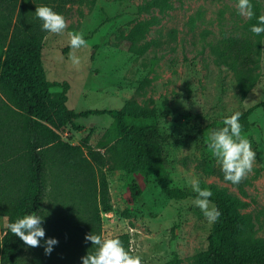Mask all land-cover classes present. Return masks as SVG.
Returning <instances> with one entry per match:
<instances>
[{
  "label": "rangeland",
  "instance_id": "obj_1",
  "mask_svg": "<svg viewBox=\"0 0 264 264\" xmlns=\"http://www.w3.org/2000/svg\"><path fill=\"white\" fill-rule=\"evenodd\" d=\"M256 2L264 14V0ZM236 4L237 0H85L72 6L62 34L50 32L44 39L47 77L69 82L71 108H128L138 113L137 121L157 122L163 132L180 138L177 144L169 141L164 147L166 182L188 192L181 199L163 191L148 160L136 157L126 137L113 127L109 113L81 116L61 131L72 143L88 137L94 146H104L103 151L118 142L127 145L121 158L134 160L109 172L113 210L102 212L103 236L129 232L142 264H162L175 254L180 264H199L208 250L213 223L193 205L195 192L187 182L191 177L200 181L201 188H225L245 200L241 211L252 214L254 236L264 248V107L256 106L264 99V33L257 50L259 78L248 90L235 83L233 69L212 53L201 36L206 29L216 34L245 30L249 18L238 15ZM149 19L152 23L131 45L132 28ZM73 31L82 32L87 41L86 47L75 50L81 61L78 66L69 59L73 50L68 33ZM146 44L148 48L139 53ZM250 108L253 125L241 134L251 141L257 158L243 181L233 184L211 169L221 166L211 155L210 136L203 128ZM131 184L140 191L134 193ZM53 206L48 191L44 211ZM8 222L7 216L0 217L1 228ZM29 256L27 250V260Z\"/></svg>",
  "mask_w": 264,
  "mask_h": 264
},
{
  "label": "trees",
  "instance_id": "obj_2",
  "mask_svg": "<svg viewBox=\"0 0 264 264\" xmlns=\"http://www.w3.org/2000/svg\"><path fill=\"white\" fill-rule=\"evenodd\" d=\"M84 1L0 0V217L7 216L10 224L36 212L44 217V239L54 237L59 241L51 255H45L44 240L41 247L29 248L10 229L0 226V264H82L81 257L95 250L91 241L85 242V236L91 232L103 235L102 212L113 210L109 172L131 165L134 159L121 158L122 149L127 147L125 142L109 145L103 151L100 147L104 146H94L88 137L79 143L64 139L62 129L81 116L112 115L113 127L126 137L136 157L148 160L163 191L173 198L188 196L185 190L166 182L164 144H177L179 137L163 132L157 122L137 121L138 113L128 108L77 111L68 104L69 82H53L47 77L42 55L44 39L50 32L42 30L36 7L47 5L66 17L72 6ZM251 3L254 15L246 22L245 30L201 32L212 53L233 69L235 83L244 90L258 81L257 50L263 36L250 31L262 15L256 0ZM223 11L221 8L220 16ZM152 21H141L132 28L128 36L131 45ZM211 33L213 36L208 39ZM147 48L148 44L138 51L143 53ZM53 86L61 89L52 90ZM256 106L264 107V99ZM252 111L250 108L241 112L242 131L251 129ZM220 127L223 120L208 123L203 129L211 136ZM207 165L210 167L211 163ZM211 169L224 177L221 169ZM131 188L134 193L140 191L137 184H131ZM210 190V201L219 208L221 216L213 223L208 250L199 264H264V248L254 236L252 214L241 211L247 202L225 188L210 186ZM48 191L53 195L54 206L44 211V195ZM110 237L119 238L125 249L134 253L129 232ZM162 264H180V258L175 254Z\"/></svg>",
  "mask_w": 264,
  "mask_h": 264
},
{
  "label": "clouds",
  "instance_id": "obj_3",
  "mask_svg": "<svg viewBox=\"0 0 264 264\" xmlns=\"http://www.w3.org/2000/svg\"><path fill=\"white\" fill-rule=\"evenodd\" d=\"M238 15L251 18L254 15L251 0H237ZM36 17L42 23V30L54 34H62L68 27L63 14L55 12L50 6H37ZM250 31L254 35L264 33V14L257 18V24L252 25ZM69 47L73 50L69 53V59L73 65L80 64V58L75 50L87 46V41L82 32H69ZM240 112H234L223 120V127L214 129L211 132L208 148L211 155L216 158L224 173V179L239 184L246 175L252 171L257 153L253 150L251 141L243 136L240 123ZM192 190L196 193L193 205L198 207L209 223L218 221L221 216L219 208L210 203L212 191L208 188H201L200 181L191 177L187 181ZM44 217L36 212L18 218L15 222L7 224L11 233L19 237L29 248L41 247V240H44L45 255H51L54 246L59 241L57 238L46 236L43 227ZM91 241L95 250H89L81 257L82 264H142V258L134 254L130 249L126 250L119 238H105L102 234L94 232L85 236V242Z\"/></svg>",
  "mask_w": 264,
  "mask_h": 264
}]
</instances>
